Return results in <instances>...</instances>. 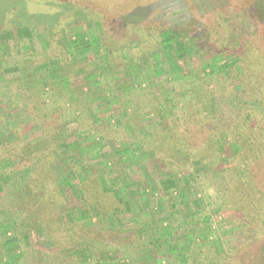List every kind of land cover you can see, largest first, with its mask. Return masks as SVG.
<instances>
[{
	"label": "rangeland",
	"instance_id": "rangeland-1",
	"mask_svg": "<svg viewBox=\"0 0 264 264\" xmlns=\"http://www.w3.org/2000/svg\"><path fill=\"white\" fill-rule=\"evenodd\" d=\"M69 1L0 0V264H264L227 190L230 116L264 107V0Z\"/></svg>",
	"mask_w": 264,
	"mask_h": 264
},
{
	"label": "trees",
	"instance_id": "trees-1",
	"mask_svg": "<svg viewBox=\"0 0 264 264\" xmlns=\"http://www.w3.org/2000/svg\"><path fill=\"white\" fill-rule=\"evenodd\" d=\"M148 0H131V3H126V0L120 3V11L124 13L127 9L130 10V6L138 5L139 3H145ZM151 1V0H149ZM51 4V12L54 13V19L59 18L63 11L68 10L69 0H43V4ZM41 5V4H38ZM73 5V4H72ZM47 15H50L47 13ZM51 15L49 17H52ZM102 21H109V16L103 14L101 15ZM33 17V16H32ZM37 22L38 19L35 18ZM244 23V20H242ZM134 29V30H133ZM132 34L137 33V28L135 26L131 27ZM18 32L20 36L30 35L31 27L30 26H19ZM162 33V34H161ZM160 38L163 41V48L174 50L179 47L182 48L183 45L180 42L179 38H175L172 35L168 34L169 32H161ZM251 36V37H250ZM246 45L250 48L254 45V39H256L253 34H249ZM257 43H255L256 45ZM263 45V44H262ZM261 52H264L260 48ZM244 52V50L242 51ZM248 50L245 51V54ZM258 51L254 49V54ZM262 58L259 57L260 66H264V53ZM250 56V55H249ZM254 62V61H253ZM240 83V82H239ZM243 84V83H241ZM253 84L259 86L260 89L264 91V77L258 78L254 81ZM254 85L251 86L253 89ZM261 90V91H262ZM264 98V97H263ZM241 115L239 117L238 115ZM238 115L230 116V122L227 124V133L232 136V143L234 149V155L232 156V164L236 169H240V178H234L230 184H227V190L233 195L237 196L238 202L239 199L243 198L244 210L239 214L234 215V223L232 232L236 233L239 238H241L240 243H250V241L256 239L254 236V224L255 221L260 220L264 221V107L257 106L256 108L248 107L242 111H238ZM1 146V144H0ZM2 146H5L4 144ZM172 188L171 182H165L163 189L165 191H170ZM238 219V220H237ZM239 223V224H238ZM238 224V225H237ZM262 250V249H260ZM244 260H240V264H252V252L249 255H244L242 257Z\"/></svg>",
	"mask_w": 264,
	"mask_h": 264
}]
</instances>
